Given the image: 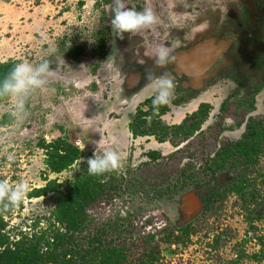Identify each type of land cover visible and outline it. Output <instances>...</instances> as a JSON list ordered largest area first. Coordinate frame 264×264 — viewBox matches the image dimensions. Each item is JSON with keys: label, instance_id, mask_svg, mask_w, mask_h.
I'll use <instances>...</instances> for the list:
<instances>
[{"label": "rangeland", "instance_id": "374dc122", "mask_svg": "<svg viewBox=\"0 0 264 264\" xmlns=\"http://www.w3.org/2000/svg\"><path fill=\"white\" fill-rule=\"evenodd\" d=\"M79 1L0 0V62L36 63L47 56L53 69L46 87L29 96L28 117L22 123L13 117L12 99L0 102V180L13 186L27 183L29 194L44 186L45 179L70 180L87 158L112 150L119 155L120 166L106 172L105 180L119 188V196L90 208L99 222L119 218L125 222L131 216L129 221L136 228L133 232L159 230L158 237L164 230L177 234L182 228L187 230L184 241L161 243L162 264H264V216L248 219L251 212L240 207L232 191L225 192L229 184L223 186L225 172L218 147L220 121L264 118V105L244 116L237 107L224 120L219 105L227 89L219 81H212L196 95H183L178 105L172 104L182 96L177 80L154 65L157 47L175 51L193 34L194 40L204 35L194 29L198 25L195 22L208 19V12L218 8L219 0H124L127 7L137 11L151 8L159 19L147 29L126 33L122 40L111 27L114 0ZM49 47L56 48V53L49 54ZM71 47L82 51L70 58ZM148 69L174 82L169 111L162 116L168 125L181 123L201 103L209 104L207 118L191 136L180 134L173 144L153 137H132L129 121L155 94L156 80L145 78ZM259 96L264 98V91ZM55 138H65L82 151L78 162L59 174L46 169L39 146L41 141ZM149 151H156L158 158L148 156ZM160 174L169 176L163 186L173 187L162 196L152 187ZM260 186L264 190V184ZM217 191L225 197L216 195ZM187 195L201 205L191 217L180 208ZM48 215L46 197L27 195L5 216V230L10 235L28 231L36 218L44 223L43 217ZM124 227L117 232L126 230Z\"/></svg>", "mask_w": 264, "mask_h": 264}, {"label": "trees", "instance_id": "16d2710c", "mask_svg": "<svg viewBox=\"0 0 264 264\" xmlns=\"http://www.w3.org/2000/svg\"><path fill=\"white\" fill-rule=\"evenodd\" d=\"M103 1L108 3V0ZM79 4H83V0ZM99 45L103 47V42L100 41ZM81 51L80 47H71L68 56L74 58ZM16 63L17 60L0 62V77ZM4 99L0 97V102ZM152 99H146L142 105L145 109L138 107L128 123L133 138L153 137L158 142L169 141L173 144L180 134L184 138L191 136L208 116L209 104L201 103L181 123L168 125L162 116L169 111V105L156 110ZM181 100L174 99L171 103L178 105ZM39 146L44 151L46 169L55 174L72 168L82 156V151L65 138L41 141ZM147 155L158 158L156 151H149ZM87 168V163H83L72 173L70 180L59 182L57 179H45L44 186L30 191V197L48 199L49 215L43 217L44 223L41 218H36L28 231H17L10 235L5 230V216L10 215L13 208L0 203V264H162L161 243L182 242L188 238L189 232L183 228L179 234L171 229L164 230L161 237L157 235L159 230L135 233L133 230L136 231V228L129 221L131 216L125 222L122 218L99 222L90 213V208L107 202L116 194L119 196V188L105 180V173L92 176ZM160 175L152 187L162 196L173 187L163 186L169 176ZM215 194L219 195V192ZM123 226H126V230L123 229L126 232H117ZM112 229L114 231L110 233Z\"/></svg>", "mask_w": 264, "mask_h": 264}, {"label": "flooded vegetation", "instance_id": "af4514ba", "mask_svg": "<svg viewBox=\"0 0 264 264\" xmlns=\"http://www.w3.org/2000/svg\"><path fill=\"white\" fill-rule=\"evenodd\" d=\"M219 2L220 7L207 13L208 19L195 22L198 25L194 29L204 35L194 40L196 35L193 34L192 41L187 39L184 47L171 51L174 60L163 68L177 80V88L182 93L180 99L185 94L196 95L212 81L221 82L227 89L219 105L220 115L225 120L227 113L230 115L237 107L244 116L255 111L259 104L264 105V98L259 96L264 91V0ZM220 42L216 62L204 73L186 75L182 72L178 63L181 55L199 46ZM202 82L203 86L197 88L196 84ZM218 132L220 162L225 172L223 186L229 184L224 190L232 191L240 207L251 212L248 219L261 218L264 216V190L260 186L264 184V118L220 121ZM213 147L211 145V151ZM219 195L225 197L221 192Z\"/></svg>", "mask_w": 264, "mask_h": 264}, {"label": "clouds", "instance_id": "9594fccd", "mask_svg": "<svg viewBox=\"0 0 264 264\" xmlns=\"http://www.w3.org/2000/svg\"><path fill=\"white\" fill-rule=\"evenodd\" d=\"M114 3L111 27L118 39H124L126 33H136L158 23L159 18L151 8L137 11L127 7L124 0H114ZM41 36L47 39L43 33ZM56 51L54 47L47 49L49 54H55ZM173 60L174 56L168 47L160 46L155 49L154 65L157 68H163ZM52 72L49 59L47 56H42L36 63L27 60L16 63L3 77H0V97L10 98L14 102L13 117L17 123H22L28 117L26 104L29 96L34 91L46 87ZM145 78L149 81L156 80L152 99L155 109L167 105L175 87L174 82L166 78L163 73L156 76L152 69L146 70ZM86 163L89 175L101 176L116 170L120 166V157L115 151L106 150L102 155L94 154L87 158ZM28 189L27 183L22 182L13 186L7 181L0 180V203L15 208L25 200Z\"/></svg>", "mask_w": 264, "mask_h": 264}, {"label": "water", "instance_id": "95a60500", "mask_svg": "<svg viewBox=\"0 0 264 264\" xmlns=\"http://www.w3.org/2000/svg\"><path fill=\"white\" fill-rule=\"evenodd\" d=\"M222 42L214 44H205L185 53L179 57V66L186 75H200L204 73L210 66L216 62L221 48ZM202 83L196 84L197 88H201ZM200 203L187 195L182 200L180 208L185 211L187 216L191 217L199 212Z\"/></svg>", "mask_w": 264, "mask_h": 264}]
</instances>
